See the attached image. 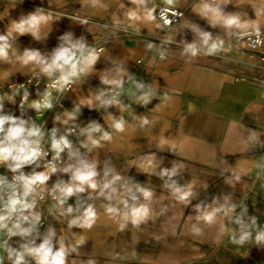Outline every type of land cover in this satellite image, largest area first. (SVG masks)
<instances>
[{
    "label": "crops",
    "instance_id": "crops-1",
    "mask_svg": "<svg viewBox=\"0 0 264 264\" xmlns=\"http://www.w3.org/2000/svg\"><path fill=\"white\" fill-rule=\"evenodd\" d=\"M204 2L211 3V0H177L175 8L185 14L178 24L166 30L156 28L160 23L158 18L130 26L127 12L137 6L129 0H99L96 6L90 0L87 3L82 0L0 1V17H3L0 34L6 32L10 20H18L36 8L62 14L59 20L42 29L40 40L25 35L14 41L13 47L21 54L29 48L50 57L55 48L65 43L60 37L68 33L73 43L83 37L88 46L104 49L94 70L61 96L63 107L53 114L52 125L59 129L58 134L77 128L68 138L89 161L98 160L101 178L108 161L116 173L131 177L154 193L150 221L139 228L129 225L123 231L104 212L107 201L103 198L87 201L95 203L99 214L97 225L90 231L69 230L67 218L58 215L55 202L42 204L50 213V223L41 234L52 226L57 238L62 233L68 241H72V233L87 238V243L79 249L80 254L69 257V264L73 259L76 264H87L89 259L96 264H264V244L255 242V229L252 240L238 245L232 243V236H239L240 226L223 214H218L211 226L195 219L196 204L203 202L215 207L229 196V203L237 205L233 219L242 216L250 224V218L255 216L258 228L264 229V71L248 64V50L240 46V39L226 34L220 27H210L194 11ZM153 4L164 5L162 0H153ZM220 8L226 13L239 12L243 19H255L261 30L264 29V0H232L227 6L220 4ZM82 20L87 23H81ZM192 25L212 32L214 38L224 39L231 51L216 57L183 55L181 40L199 43ZM137 27L139 33L135 30ZM168 39L171 43L165 42ZM149 43L155 47L148 49ZM159 51L167 53L166 59L160 60ZM34 69L33 65L22 66L15 60L11 64L0 63V76L8 71L14 73L7 81L0 80V92ZM101 77L125 81L121 100L131 105L130 109L121 112L117 107H96L99 102L95 96L112 87L102 84ZM129 77L156 90L155 98L147 107L137 104L135 95H129L135 92ZM88 98L93 99V108L81 106L76 121L54 124L55 116L66 119L65 111H72L81 99ZM109 114L123 116L124 133H116L109 127ZM134 116H146L150 124L142 127ZM93 120L113 131V139L88 152L80 147V142L85 140L80 129ZM35 122L41 125V118ZM152 154L158 165L155 172L161 167L171 169L175 163L177 175L172 180L182 186L193 184L190 205L185 207L172 197L171 190L164 187L167 177L161 180L150 174L151 169L143 167ZM237 175L239 181L235 179ZM56 177L67 180L64 174L58 173ZM229 180L231 184L226 183ZM81 196L87 199L88 193ZM214 198L216 204H213ZM75 199L69 203L74 204ZM193 225L201 230L200 235L193 234ZM21 242L16 237L12 246L17 247ZM40 242L38 239L37 244Z\"/></svg>",
    "mask_w": 264,
    "mask_h": 264
},
{
    "label": "clouds",
    "instance_id": "clouds-1",
    "mask_svg": "<svg viewBox=\"0 0 264 264\" xmlns=\"http://www.w3.org/2000/svg\"><path fill=\"white\" fill-rule=\"evenodd\" d=\"M88 0H82L87 3ZM93 6L99 4V0H90ZM136 8L127 12V19L130 26L136 22H154L157 19V8L153 0H129ZM164 7L159 12V19L162 23H157L156 28L171 27L173 19L170 17H182L183 13L175 9L177 0H162ZM232 0H211V3L204 2L197 11L198 15L205 19L212 28L220 27L225 33L236 36L240 40L248 37H255L250 47L264 46V39H261L262 31L259 22L255 19H243L239 12H224L220 4L227 6ZM153 4L152 7H148ZM101 7L107 8L106 5ZM247 15L246 13L244 14ZM62 14L45 12L43 8H36L34 12L22 15L18 20H10L6 32L0 34V63L19 62L22 66L33 65L39 69V74L50 80L43 92H37L36 99H33L28 107L34 112L51 110L53 104V92L64 94L72 89V86L81 81L82 77L89 75L100 58L103 48L97 50L88 46L84 38L75 43L71 40V33L60 37L65 43L55 48L50 57L42 55L38 49L25 48L23 53L13 47V42L19 37L30 35L35 40H40L42 29L48 27L54 20H59ZM3 19V17H0ZM81 23H87L82 20ZM192 31L199 37V43H191L181 40L183 45L182 54L192 58L216 57L231 51V46L226 45V41L219 37L214 38L212 32L201 30L196 25L191 26ZM139 33V28L135 29ZM166 43H171L168 39ZM155 45L149 43L148 49ZM167 53L159 51L160 60L166 59ZM119 71L123 72V69ZM13 72L8 71L6 75L0 76V80L7 81ZM134 85L136 103L142 107H147L155 98L156 90L145 83L138 82L129 77ZM101 83L111 85L106 91H102L95 96L98 101L96 107L107 109L117 107L121 112L131 108V105L124 104L121 100L125 81L123 79H107L101 77ZM12 88V95H0V167L11 173V179L7 174H0V264H5L6 259L10 264H69V257L75 253L79 255V249L87 243L84 235L72 233V241H68L62 233L57 238V232L49 226L46 233L41 234L40 225L42 215L37 210L38 200H44V192L55 201L58 215L67 218V228H79L81 230H92L98 222L99 214L95 203L87 201L103 198L107 201L103 205L104 212L110 220L118 224L119 230L123 231L131 225L139 228L142 224L150 221L152 208L150 203L154 193L148 187L134 181L131 177L125 178L115 172L105 161L103 176L98 171V160L89 161L78 148H74L73 142L68 138L74 131L69 128L65 134H58L59 129L53 126L50 131L37 124L34 119H24V105L28 102L31 93L24 89L20 99L19 108L21 116L5 114L4 101L7 99L15 104V97L20 94L19 87ZM139 93L138 95L136 93ZM165 99H168L165 95ZM81 106L93 108V99H81L79 105L72 111H65L66 119L61 120L59 115L54 117L56 122L67 125L69 121H76ZM110 121L109 127L116 133H124L126 121L123 116L115 117L111 114L107 118ZM139 119L141 126L149 125L150 121L146 116L135 117ZM113 131L106 130L98 121L93 120L86 127L80 129V135L85 140L80 142V147L91 152L94 148L103 146L102 142H111ZM47 136V147L44 145ZM255 139V135L252 137ZM67 152V162L63 161L62 154ZM156 156L152 154L146 160L143 167L152 170L150 174L156 175L164 180V187L171 190L172 197L187 207L192 202L193 184L179 185L172 177L177 175L178 166L174 163L171 169L161 167L159 172H155ZM162 163V160H161ZM25 169H31L26 172ZM64 174L67 180L57 178L48 187L49 182L57 174ZM110 177V178H109ZM237 181L240 177H235ZM168 181H171L169 183ZM231 184L232 182L226 181ZM88 193L87 199H83L81 194ZM75 203H69L72 198ZM230 197H224V203L213 207L204 205L203 202L195 205V219L203 221L206 225H213L217 221L218 214H223L231 222L240 226V234L232 236V243L243 245L253 239V229L256 230L254 240L257 244H264V229L257 226V218L252 216L251 223L247 224L242 216L232 218L236 204L229 203ZM216 198L213 204H216ZM247 209L244 208V213ZM192 232L200 235L201 230L193 225ZM19 237L22 241L17 247H13L10 241ZM41 242L37 244V240ZM135 252L132 253L135 256ZM71 264H76L73 259ZM87 264H96V261L89 259Z\"/></svg>",
    "mask_w": 264,
    "mask_h": 264
},
{
    "label": "built area",
    "instance_id": "built-area-1",
    "mask_svg": "<svg viewBox=\"0 0 264 264\" xmlns=\"http://www.w3.org/2000/svg\"><path fill=\"white\" fill-rule=\"evenodd\" d=\"M0 1H4L6 3L12 1V0H0ZM167 7L166 5H158L157 8V12H156V16L159 19V12L162 8ZM176 9V8H175ZM179 12L183 13V16L185 14L184 11L176 9ZM182 17H170L173 19V25L170 27L172 28L173 26H175L176 24L179 23V21L183 18ZM160 23H162V21H160ZM169 27H165L166 30L170 29ZM262 31V36L261 39H264V29L261 30ZM255 40V37H248L245 38L244 40H240L239 44L240 46L244 47L245 49L248 50V58H249V65H252L254 67H257L260 70L264 71V46H257L255 48L250 47V46H246V45H251L253 43V41ZM240 80H243V77L239 78ZM50 83V80L39 74V69L36 68L34 70H32L28 75H26L23 79L11 83L9 84L6 89L2 92H0V95H12V88L10 87V85L14 86V87H19L21 84H23L24 88H20V94L17 95L15 97V104L10 103L7 99V101L4 103V112L5 114H14L16 116H21V110L19 108V104H20V99L21 96L23 95V91L25 88L28 89V91L31 93V95L29 96V100L27 103H25L24 105V112H23V118L24 119H34L36 121L37 118H41V126L45 129L46 132L50 131V129L53 127L52 122H51V118L53 116V114L59 110L60 108L63 107L62 101H61V94H58L56 92H53V104L54 107L51 110H47L45 112H34L33 110H31L28 107V104L31 103V101L33 99L38 98L37 97V92H43L45 89V86ZM71 91V90H70ZM68 91V92H70ZM65 92L64 94L68 93ZM77 132V128H74L73 133ZM48 144V140H47V136L45 137L44 140V145L45 147H47ZM62 159L63 161L67 162V152L62 154ZM31 169H25L26 172L30 171ZM0 174H7L9 176V179H11V173H6V170L3 167H0ZM58 177L54 176L53 180L50 181V186L52 184L53 181H55ZM61 179H64L62 177H59ZM44 196L45 199L44 200H39V198L37 197L38 200V204H37V210L41 213L42 215V221H41V225H40V232L50 223V213L47 209L42 208V204L46 203V202H55L54 200L51 199L50 196L47 195V192H44ZM15 240V238H13L12 241H10V243L12 244L13 241ZM37 242V241H36ZM5 264H10V262H6L5 259Z\"/></svg>",
    "mask_w": 264,
    "mask_h": 264
}]
</instances>
